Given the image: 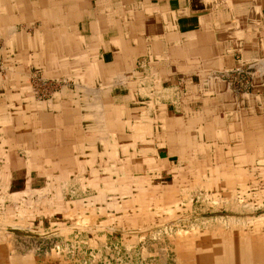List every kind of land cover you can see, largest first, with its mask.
Segmentation results:
<instances>
[{
    "label": "crops",
    "instance_id": "crops-1",
    "mask_svg": "<svg viewBox=\"0 0 264 264\" xmlns=\"http://www.w3.org/2000/svg\"><path fill=\"white\" fill-rule=\"evenodd\" d=\"M237 67L252 78L232 92ZM263 137L264 0H0V197L59 195L98 230L126 211L107 207L119 182L170 198Z\"/></svg>",
    "mask_w": 264,
    "mask_h": 264
},
{
    "label": "rangeland",
    "instance_id": "rangeland-1",
    "mask_svg": "<svg viewBox=\"0 0 264 264\" xmlns=\"http://www.w3.org/2000/svg\"><path fill=\"white\" fill-rule=\"evenodd\" d=\"M223 151L219 150L218 158L209 159V165L192 169L193 179L202 172L207 180H191L193 186L187 192L176 188L172 199L165 195V208H157L155 201L168 186L145 190L133 179L119 182L120 187L128 186L129 196L118 200L115 196L107 202L115 200L126 211H108L112 214H107L105 226L98 230L90 224L72 225L73 212L63 214V223H56L61 221L53 220L57 211H38L41 204L18 201L24 195L13 196L17 204L12 198L0 197V264H193L195 257L201 261L207 252V243L199 237L214 239L248 229L255 232L254 226L263 227L264 234V222L256 224L264 220V152L253 158L244 155L246 150ZM32 199L38 202V197ZM57 201L62 202L61 196L44 205L57 207ZM98 216L94 214L95 220ZM45 217L52 220L42 224ZM30 218L39 227H31Z\"/></svg>",
    "mask_w": 264,
    "mask_h": 264
},
{
    "label": "bare ground",
    "instance_id": "bare-ground-1",
    "mask_svg": "<svg viewBox=\"0 0 264 264\" xmlns=\"http://www.w3.org/2000/svg\"><path fill=\"white\" fill-rule=\"evenodd\" d=\"M228 70V69H227ZM227 72V71H226ZM258 79V78H257ZM227 82V81H226ZM229 86L232 89L231 83L227 82ZM232 92L233 89H232ZM91 107V106H90ZM96 109V108H95ZM100 110V109H99ZM260 113V112H259ZM178 125V124H177ZM233 126V125H232ZM232 128V127H231ZM138 131V130H137ZM256 131V130H255ZM164 134V133H163ZM191 135V133H190ZM235 136V135H234ZM162 138V137H161ZM166 138V137H165ZM246 138V136H245ZM264 138V137H263ZM192 139V138H191ZM163 143V142H162ZM161 145V144H160ZM164 146V144H162ZM161 145V146H162ZM223 145V144H222ZM162 146V147H163ZM210 146V145H209ZM262 146V145H261ZM159 147V146H158ZM239 147V146H238ZM242 148V147H241ZM202 151V150H201ZM242 151V150H241ZM172 152V151H171ZM222 152V151H221ZM230 152V151H228ZM257 152L260 153L258 155L263 154L264 149L260 150L257 148ZM175 153V152H174ZM187 154V153H186ZM223 154V153H222ZM213 155V154H212ZM209 156V155H208ZM215 156V155H214ZM220 156V155H219ZM226 156V155H225ZM211 159H213L211 157ZM214 160V159H213ZM226 162V161H225ZM212 163V162H211ZM251 166V165H250ZM142 170V169H141ZM182 177V176H181ZM143 178V177H142ZM146 178V177H145ZM177 178V177H176ZM214 178V177H213ZM248 178V177H247ZM241 179V178H240ZM175 180V179H174ZM173 180V181H174ZM177 180V179H176ZM236 180V179H235ZM143 181V180H142ZM231 182V181H230ZM234 182V180L232 181ZM152 185V184H151ZM177 188V186L171 185V187ZM141 189H144V186H141ZM155 189V188H154ZM173 189V191H174ZM177 190V189H176ZM168 191V190H167ZM38 191H36L37 193ZM162 192V193H161ZM24 193H26L24 195ZM16 194L15 196H26V201H29L31 204L35 203L37 205L41 204L44 205V202H46V198H43L42 194L40 195L35 194V191H30V189H27L26 192ZM39 193V192H38ZM32 195H36V198L38 197V202L35 199H32ZM102 195H104L102 193ZM246 195V194H245ZM142 199V196L139 195ZM163 191H160V194L158 195L157 200L155 201V206L158 207H164V197H163ZM169 196V195H168ZM174 195H171V199ZM31 197V199L29 198ZM34 198V197H33ZM104 198L103 196L99 198ZM170 200V199H169ZM108 202L109 208H117V202ZM52 204V203H51ZM58 209H61L62 202L57 201L54 203ZM176 204V203H175ZM31 207V206H30ZM71 207V206H70ZM56 208V209H57ZM53 207H50L48 205H44V211L46 212H53ZM162 208H159V210ZM21 211V209H19ZM35 211V210H34ZM56 211V210H55ZM65 213L69 214L71 213L70 208L67 206L65 207ZM159 213V212H158ZM22 217V216H21ZM263 221L257 222L256 224L263 223ZM255 232H252L251 229H248L246 231H239L235 232L234 234L232 232L228 233H222L221 237H214V239L209 238L211 236H204V238H200V241L204 243H207V252L203 253L201 256V261L195 260L192 261L193 264H264V234L261 233V229L263 227L261 226H254ZM261 234V235H260ZM199 242V243H201ZM204 243H201L199 245H206ZM193 251V250H192ZM204 252V251H203ZM199 253V252H198ZM196 256V255H195ZM191 259V258H190ZM192 260V259H191ZM207 261V262H206Z\"/></svg>",
    "mask_w": 264,
    "mask_h": 264
},
{
    "label": "built area",
    "instance_id": "built-area-1",
    "mask_svg": "<svg viewBox=\"0 0 264 264\" xmlns=\"http://www.w3.org/2000/svg\"><path fill=\"white\" fill-rule=\"evenodd\" d=\"M229 75V77L224 78L223 76V78L230 81L238 90L243 88L244 85L250 83L252 78L250 68H237L230 71Z\"/></svg>",
    "mask_w": 264,
    "mask_h": 264
}]
</instances>
